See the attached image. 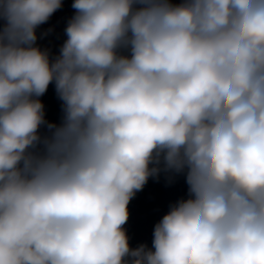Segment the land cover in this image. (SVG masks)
<instances>
[{
    "label": "clouds",
    "instance_id": "9594fccd",
    "mask_svg": "<svg viewBox=\"0 0 264 264\" xmlns=\"http://www.w3.org/2000/svg\"><path fill=\"white\" fill-rule=\"evenodd\" d=\"M62 6L0 0V264H264V0H73L53 57ZM162 173L187 198L132 248Z\"/></svg>",
    "mask_w": 264,
    "mask_h": 264
}]
</instances>
